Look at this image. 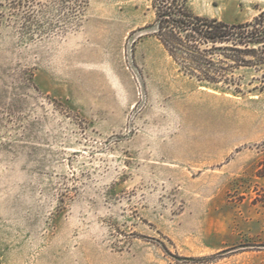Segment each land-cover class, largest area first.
Masks as SVG:
<instances>
[{
    "label": "rangeland",
    "instance_id": "1",
    "mask_svg": "<svg viewBox=\"0 0 264 264\" xmlns=\"http://www.w3.org/2000/svg\"><path fill=\"white\" fill-rule=\"evenodd\" d=\"M251 19L264 0H189ZM150 0H0V264H264V79L187 75Z\"/></svg>",
    "mask_w": 264,
    "mask_h": 264
},
{
    "label": "trees",
    "instance_id": "2",
    "mask_svg": "<svg viewBox=\"0 0 264 264\" xmlns=\"http://www.w3.org/2000/svg\"><path fill=\"white\" fill-rule=\"evenodd\" d=\"M88 0H82L83 7ZM151 33L190 77L211 85L235 82L234 71L254 68L264 79V10L238 22L195 14L189 0H150Z\"/></svg>",
    "mask_w": 264,
    "mask_h": 264
}]
</instances>
